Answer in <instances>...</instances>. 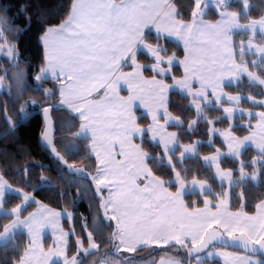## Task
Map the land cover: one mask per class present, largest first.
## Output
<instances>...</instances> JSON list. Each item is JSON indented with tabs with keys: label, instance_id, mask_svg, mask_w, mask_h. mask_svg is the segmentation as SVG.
Instances as JSON below:
<instances>
[{
	"label": "snow or ice",
	"instance_id": "obj_1",
	"mask_svg": "<svg viewBox=\"0 0 264 264\" xmlns=\"http://www.w3.org/2000/svg\"><path fill=\"white\" fill-rule=\"evenodd\" d=\"M182 8L0 0V264H264V0ZM37 116L56 177L19 138Z\"/></svg>",
	"mask_w": 264,
	"mask_h": 264
},
{
	"label": "trees",
	"instance_id": "obj_2",
	"mask_svg": "<svg viewBox=\"0 0 264 264\" xmlns=\"http://www.w3.org/2000/svg\"><path fill=\"white\" fill-rule=\"evenodd\" d=\"M9 3L15 5L17 3H20L21 0H8ZM57 0H48V6L51 7L53 4H55ZM176 4L178 5L179 9L183 11L182 5L187 4L188 0H175ZM38 29L33 28L31 32L27 33L24 35L20 42V50L21 53L24 57H26L28 60H31L33 63H36L39 61L40 58V48L39 45L37 44L36 41V33ZM170 46L173 48V50L180 52L181 50L172 42H169ZM3 63L2 58H0V64ZM3 66H7L6 64H3ZM30 85V90L27 93L28 96L30 97H37L38 93L35 91L31 90V85L32 82L29 81ZM50 87L51 85H47ZM231 90V89H230ZM176 99H179V97H176ZM175 114V113H174ZM40 128V117L37 116L35 119L31 120L29 124L24 125L19 132V138L20 140L25 144L30 146L31 151H32V157L34 158L35 162L43 163L47 165L48 168L52 169L51 172H45L41 173L38 168L35 166L33 167L32 171V177L33 179L38 178L40 175H48L49 177H56L58 175L57 173V163L54 159L50 158L46 151L43 148L42 142H38V131ZM3 130V125H0V131ZM240 134V133H238ZM4 141H0V147L4 145ZM9 150H14V145L11 143V137H9L8 142H7ZM82 147V146H81ZM203 152H207L208 148L205 146L202 149ZM254 154V150H250L248 152V155L251 156ZM70 159L75 160L78 159V155H72ZM26 163L32 162V161H25ZM89 162L85 161L83 164H77V167H86ZM74 182H82V183H87V180L83 181H75ZM53 186H59L61 188L64 187V184L62 181L58 179H53L52 185H43L40 189V195L38 196V199L44 200L45 203H49L53 197L51 195L52 192V187ZM70 195L72 193L70 192ZM87 204L88 201H82L76 207L79 208L80 212L84 213L85 215L88 214V209H87ZM51 207L56 208V209H61L62 207V202H54L50 204ZM34 210V209H29V211ZM71 210V208H70ZM3 215L0 214V219H2ZM67 227V224L65 225ZM162 255V254H161ZM160 257H147V261H151L152 259H159ZM147 264V262H146Z\"/></svg>",
	"mask_w": 264,
	"mask_h": 264
},
{
	"label": "rangeland",
	"instance_id": "obj_3",
	"mask_svg": "<svg viewBox=\"0 0 264 264\" xmlns=\"http://www.w3.org/2000/svg\"><path fill=\"white\" fill-rule=\"evenodd\" d=\"M57 210H60V209H57ZM0 214L3 215V213H0ZM51 240H52L51 231L46 230V232H45V244H50ZM219 259L220 258H217V260H219ZM220 264H222V261H220Z\"/></svg>",
	"mask_w": 264,
	"mask_h": 264
},
{
	"label": "crops",
	"instance_id": "obj_4",
	"mask_svg": "<svg viewBox=\"0 0 264 264\" xmlns=\"http://www.w3.org/2000/svg\"><path fill=\"white\" fill-rule=\"evenodd\" d=\"M177 7H178V5H177ZM178 9H179V7H178ZM172 43H174L175 45H176V43L174 42V41H171ZM177 46V45H176ZM178 47V46H177ZM179 49H180V47H178ZM181 50V49H180ZM170 130H175V129H170ZM252 150H254V149H252ZM255 151V150H254Z\"/></svg>",
	"mask_w": 264,
	"mask_h": 264
}]
</instances>
